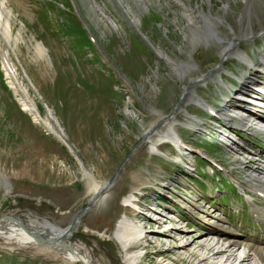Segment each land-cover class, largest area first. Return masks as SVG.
I'll return each instance as SVG.
<instances>
[{
	"label": "rangeland",
	"instance_id": "rangeland-1",
	"mask_svg": "<svg viewBox=\"0 0 264 264\" xmlns=\"http://www.w3.org/2000/svg\"><path fill=\"white\" fill-rule=\"evenodd\" d=\"M52 1L14 0V16L9 8H1L0 172L11 191L0 176V221L23 226L30 218H38L69 227L91 203V182L85 170L103 185L116 179L103 195V204L96 203L80 217L73 238L95 264H134L140 256L144 259L140 257L137 264H198L188 253L205 242V228L232 231L247 244L264 238V224L252 217L236 183L237 179L250 181V160L240 165L230 155L232 148L218 144L217 139L209 143L204 135L190 131L186 120L203 113L195 103L183 100L186 87L203 77H213L215 82L206 80L193 91L213 103L219 101L218 89L227 95L213 72H220L215 69L222 61L224 79L218 74L224 83L236 84L230 74L241 78L247 71L249 75V69L233 58L237 52L246 56L239 50L252 57L257 69H263L264 47L259 51L257 47L264 42V0ZM201 13L212 21L219 37L205 40L210 30L199 19ZM7 26L11 32L6 38L2 29ZM194 33L200 40L194 39ZM41 44L45 53L37 47ZM230 46L235 55L223 61V50ZM3 57L14 70L12 77ZM252 79L257 82L260 76L247 80L254 87ZM23 99L35 105L39 123L23 110ZM160 115H175L186 143L214 157L229 171L223 172L226 177L220 174V181L203 172L208 163L199 156L195 173L188 164L190 158L186 165H178L179 153L171 145L161 146L165 155H152L145 131L165 128L167 122L157 119ZM136 176L151 184L137 190ZM234 182L240 198L235 197ZM217 184H223L219 186L224 192L217 190ZM133 194L142 202L143 211L157 221L142 218L144 212L131 202L136 200ZM149 204L156 210L148 211L145 205ZM168 216L183 219L179 223L185 230L176 229L185 234L155 230ZM122 219L147 232L146 245L132 243L129 252H137L135 259L127 257L128 252L113 237ZM149 236L155 237H151L154 243ZM197 237L202 239L192 244ZM180 243L194 246L186 251L169 249ZM21 245H8L0 237V264H69L43 253L42 247ZM236 250L238 260L246 251ZM225 261L223 257L218 264Z\"/></svg>",
	"mask_w": 264,
	"mask_h": 264
},
{
	"label": "bare ground",
	"instance_id": "bare-ground-1",
	"mask_svg": "<svg viewBox=\"0 0 264 264\" xmlns=\"http://www.w3.org/2000/svg\"><path fill=\"white\" fill-rule=\"evenodd\" d=\"M73 2L75 3V0H73ZM89 2H91V0H89ZM12 3H14V0H0V26H1V20L4 19L3 15H2V11H1L2 9L1 8H4V9L6 7L9 8L8 13L11 14V16H14L13 9L11 8V6L13 5ZM94 10H95V8H94ZM100 10L102 11L101 8H100ZM102 13H104V11H102ZM198 16L200 17L199 19H202L203 22H205V28L207 30H210V34L205 35V37H204L205 40H208L210 38H214L215 36L219 37L218 32L215 31L214 24L207 17V15L204 13H201ZM106 19H108V18H106ZM7 25H8V22H7ZM7 28H8V26L4 27V30L2 29V31H4L2 34L6 38L9 37L10 32H11ZM194 36H195L194 37L195 40H200V36H197L196 33H194ZM5 42H6V40H5ZM37 47L42 50L41 51L42 53L46 52V49L42 44L40 46H37ZM234 49L235 48H233L231 46H230V48H228V47L224 48V50H223V61H225L229 57L235 55V52L233 51ZM234 57L235 58L237 57L238 59H241L242 61L247 62V63L249 60L247 55L244 56L238 52ZM3 60H4V62H6L4 65H5L6 71L8 72L7 73L8 76L12 77L14 75V74L12 75V72H14V70H11V67L7 64L8 62L6 61L5 57H3ZM220 65L223 66L222 61H221ZM175 66H177V64ZM217 76H218L217 79L222 80V76L220 74H217ZM254 76H256L255 73H254ZM207 78L204 77V79H201V80L205 81V80H207ZM255 83H257V82H255ZM191 84H192V86L186 87L187 93H186L185 101H184L185 104L196 103L202 107H205L204 100H202L198 96V93L196 91L192 90L193 88H195V84L194 83H191ZM12 88L16 89V87L14 85L12 86ZM22 92H23L22 94H24V95L26 94L24 91H22ZM20 102H21V105L23 107V110L25 112H28L29 114H31L33 119H35L39 123V121L41 120V119H39L40 115H39V112L37 111L35 105L30 103L32 101H30L29 103H26L25 100L23 99V101L21 100ZM180 111L186 115H189L188 110H186L184 108H181ZM157 119L160 121L165 120L167 123H166V126L163 130L156 131L157 128L151 127L149 129V131L148 130L145 131V133L147 132V134H148V136L145 137V139L150 144V151H151L152 155H156V156L165 155L161 151V146L166 142H171V143L175 144L177 147L185 145V142L183 141V138L181 137L179 130H178V127H180L181 125L178 126L180 123L179 121L177 123H175L176 122V116L175 115H173V117L171 115L169 118L164 117L163 115H160ZM47 127H50V126H47ZM47 129L50 130V128H47ZM53 132H54V130H53ZM184 150H185V152L191 153L189 148H188V150L187 149H184ZM177 159L182 160V156H180V158L177 157ZM247 170L252 173L250 181L248 180L245 183L247 188L251 191H255L257 193L263 194V199H264V167H262L260 165L256 167L255 163L249 162L247 164ZM84 174L88 176V179L91 182L90 187H91L92 198L95 196H99L96 203H98V202L102 203V201L104 199L103 195L107 192L108 188H111V186L115 183L116 179L114 178L109 183L103 185L100 182L99 183L97 182V180L95 179V176L91 172L84 170ZM0 176L2 178L4 177L3 178L4 185H5V187L7 186L6 188H8L9 191H11V184L8 182L6 177L1 172H0ZM135 178L137 179V183L139 184V185H137V186H139L137 188V190L141 191V189L143 187L151 184V183H143L144 181L139 179V176H136ZM96 203H95V205H96ZM132 204H134V203H132ZM254 205H256V206H254ZM251 206H252L253 214L255 216H257V218L261 219L264 222V207H260L257 204H252V203H251ZM137 208H138V205H137ZM140 210H141V208H140ZM140 210H138V211H140ZM154 210H156V209H154ZM142 213H143V211H142ZM84 214H82V215H84ZM142 216L143 215H140V217H142ZM80 217H78V218L74 217V222L72 223V225H70L69 227H67L65 229L56 226L55 224L51 223L49 220H46V219L39 220L38 218H30L29 224H26L23 226L21 224H17V223L12 222V221H8L5 223L0 221V237L8 245H14V244H16V245L17 244H22V245L25 244L26 245V243L27 244L30 243L31 245L36 246V248L42 247V248H40V250L43 251V253H46L47 255L49 254L48 256H51V258L53 257L54 259H58V260H61L63 262L69 263V264H74V263L95 264L94 261L91 259L90 255L85 252L84 247L80 244L73 242V238H74V236H75L76 232L78 231L80 224H81ZM168 219H170V218L168 217L166 221H163V223L168 222ZM13 220H14V218H13ZM155 224H156V222H155ZM164 225H166V224H164ZM175 226L172 225V227H171V229H175L172 233H174L175 235L185 234L184 232H179L176 229V228L181 229L182 227H178V226L175 227ZM182 229H184V228H182ZM155 230H156V228H155ZM166 232H165V234H167ZM146 233L147 232L144 231V229L141 226L133 224V222H130L128 219H122L120 222L118 221V223H117L115 235H116V238L120 241V243L124 247V250L128 252L127 257L135 259L136 256H138L136 254L137 252L136 253H130L129 247L131 249L132 243H137V245H138L139 242H141V241H143L142 245H146L148 242L147 243L144 242V239H143L147 236ZM152 233L153 232H151L150 234H152ZM153 234H156L158 236V234L155 232ZM165 234H162V235H165ZM202 234H205V235H203V239L205 240V242L198 245L197 247L195 246V249L192 252L189 251V253H188L190 256V259L191 258L194 260L198 259V261H199L198 264L208 263V262H211L210 264H218V261H220V259H223V257L226 258L225 264H233L234 261H239V264H249L252 262H256V264H264V238L256 240L254 243L248 244V247H244L246 252L245 253L243 252L241 257L238 258V260H237L235 254L233 253V250L235 248L239 250L241 248L240 243L242 241L236 235V233H233L232 231H228L226 229L216 228L215 230H212V229L210 230V229L205 228V231H203ZM165 236L163 238H166ZM212 236H218L221 239L214 238ZM151 237H153V236H149V238H151ZM146 238H148V236ZM153 238H155V237H153ZM201 239L202 238L197 237V239H195L192 242V244L198 243V241ZM151 242H153V241H151ZM190 246H194V245L187 244V243H180L177 245H170L169 249L170 250H178V251H184V250L186 251V250H188V248ZM139 250H141V249H139ZM238 250H236V251H238ZM140 257H138L136 259L134 264L138 263Z\"/></svg>",
	"mask_w": 264,
	"mask_h": 264
},
{
	"label": "water",
	"instance_id": "water-1",
	"mask_svg": "<svg viewBox=\"0 0 264 264\" xmlns=\"http://www.w3.org/2000/svg\"><path fill=\"white\" fill-rule=\"evenodd\" d=\"M186 91H187V88H186ZM185 94H186V92H185ZM98 198H99V196H95V197H93V198L91 199V203H90V205H89V209L92 208V207L95 205V203L97 202ZM89 209H88V208H86V209H82L80 212L77 213V215L75 216V218L80 217L82 214H84V213H85L86 211H88Z\"/></svg>",
	"mask_w": 264,
	"mask_h": 264
}]
</instances>
